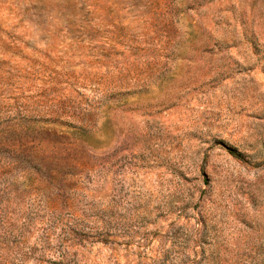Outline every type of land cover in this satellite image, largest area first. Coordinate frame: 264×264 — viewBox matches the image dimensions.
<instances>
[{"label": "rangeland", "instance_id": "obj_1", "mask_svg": "<svg viewBox=\"0 0 264 264\" xmlns=\"http://www.w3.org/2000/svg\"><path fill=\"white\" fill-rule=\"evenodd\" d=\"M0 264H264V0H0Z\"/></svg>", "mask_w": 264, "mask_h": 264}]
</instances>
